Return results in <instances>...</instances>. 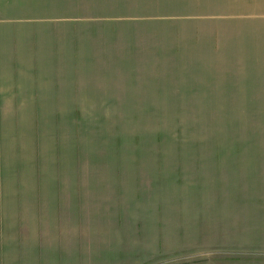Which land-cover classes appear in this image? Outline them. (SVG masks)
<instances>
[{
    "label": "rangeland",
    "instance_id": "obj_1",
    "mask_svg": "<svg viewBox=\"0 0 264 264\" xmlns=\"http://www.w3.org/2000/svg\"><path fill=\"white\" fill-rule=\"evenodd\" d=\"M150 24L171 31L158 30L151 39ZM24 28L30 31H20ZM185 28L190 36H183ZM5 39L35 45L26 52L45 60L32 65L31 80L38 78L32 85L52 97L123 80L125 104L150 109L0 111L2 154L17 173L25 167L31 133L40 148L62 138L56 161L65 189L56 208L61 218L71 215L79 226L91 214H106L113 202L99 200L91 209L85 187H116L118 194L121 187H157L159 200L149 214L157 210L164 218L171 212L174 233L218 236L234 222L238 237L264 248V0H0V64L8 59L1 48ZM17 66L22 72L24 65ZM6 73L0 71V89ZM107 118L115 121L110 129ZM63 139H70L69 155ZM34 164L45 184L49 160L39 154ZM37 189L6 187L0 217L18 216L23 199L33 216L46 193V187ZM74 190L75 203L69 204ZM81 247L78 243L77 264L87 256L90 264H102L100 241L89 245V255Z\"/></svg>",
    "mask_w": 264,
    "mask_h": 264
},
{
    "label": "crops",
    "instance_id": "obj_2",
    "mask_svg": "<svg viewBox=\"0 0 264 264\" xmlns=\"http://www.w3.org/2000/svg\"><path fill=\"white\" fill-rule=\"evenodd\" d=\"M243 3L247 5L245 1ZM37 27L60 30L56 27ZM158 30L165 33L171 31L167 25H159V29L156 24L147 27L148 33H152L151 39L156 38ZM20 31L30 30L24 28ZM182 32L187 33L183 36L191 35L188 34L191 32L189 28L183 29ZM37 46L41 47L39 43ZM33 47L35 45L30 41L9 39H5L1 46L8 59L0 64V71L8 73L4 78L6 87L0 89V111L32 115L45 112L88 114L150 111L138 103L125 104L123 80L110 82L101 90L72 92L52 97L41 88L35 87V84L32 85V81L38 80L34 79L33 75L31 80L32 65L42 64L45 60L44 57L26 52ZM13 48L23 49L25 52L14 53ZM20 64L24 65L22 72L19 66L14 67ZM26 80H29V84H26ZM13 81H16V86L20 82L24 84L16 87ZM132 85L138 86V83L132 81ZM104 124L110 129L115 121L107 118ZM63 140L68 144L63 151L69 155L70 139ZM30 141L31 149L23 151L30 162L22 158L25 167L21 173L14 171V163H9L0 146V163L3 167L0 173H4L0 177V193L6 192V187H38L37 190H44L46 187L45 196L40 203L37 202L33 216L30 217L24 210L28 204L23 199L18 216L9 214L0 217V264H77L75 254L78 252V243L84 244L80 252L89 255V245L97 241L102 245V264H264V248L252 246V238L246 235L238 237L234 222L227 223L229 227H223L225 232L219 233L218 236L174 233L171 212L164 218L162 215L157 216V210L149 214V209H156L155 204L157 205L159 200L157 187H121V194L117 193L116 187H85V202L91 209L93 206L98 207L99 200L114 204L110 203L109 210L100 218H94L91 214L84 224L79 223V226L76 218L71 215L61 218L56 208H61L63 187L59 184L60 169L56 167V161L62 155V138L55 136L51 141H47L46 147L41 148L39 137L32 133L29 143ZM39 154L42 159L47 157L49 160L50 170L47 171L45 184L39 182V168L34 164V161L39 160ZM44 174L42 167L41 175ZM164 188L167 190L168 187ZM161 199L164 204L168 199L167 195L163 194ZM75 200L74 190L69 195V204H74ZM121 207L128 210L122 211ZM36 215L38 217H35ZM178 224L182 225L183 221L180 220ZM220 229L221 227L218 231ZM62 255L66 256L64 261L61 260ZM91 262L92 256H87L84 264Z\"/></svg>",
    "mask_w": 264,
    "mask_h": 264
}]
</instances>
